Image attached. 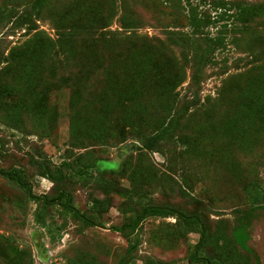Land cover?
I'll return each instance as SVG.
<instances>
[{
	"label": "rangeland",
	"instance_id": "1",
	"mask_svg": "<svg viewBox=\"0 0 264 264\" xmlns=\"http://www.w3.org/2000/svg\"><path fill=\"white\" fill-rule=\"evenodd\" d=\"M220 1L260 11L220 20ZM190 2L0 0V168L88 216L107 200L86 226L0 174V264H264V0ZM147 204L201 223L116 228Z\"/></svg>",
	"mask_w": 264,
	"mask_h": 264
},
{
	"label": "trees",
	"instance_id": "2",
	"mask_svg": "<svg viewBox=\"0 0 264 264\" xmlns=\"http://www.w3.org/2000/svg\"><path fill=\"white\" fill-rule=\"evenodd\" d=\"M36 1V5L37 7H44L45 3L47 2V0H35ZM185 2L192 6L190 0H185ZM193 7V6H192ZM216 7L221 8L222 12L220 13L219 18L220 20H224L223 18L227 17H232L234 19H236L238 22L240 23H245L249 18H253L256 17L259 14L260 8L258 6L255 5H250V4H242V3H238V4H234V5H229L227 2L224 1H220L216 3ZM231 8H234V12L231 13L229 12L231 10ZM91 12L94 15V18L96 17V19H103L102 14H101V9L100 8H94L91 9ZM129 22H127L125 24L126 27L131 26L132 22L131 20H128ZM210 19H205V17H199L197 14H192L189 17H187V24L189 26H191L192 30L194 32H197L198 29L202 26H205L207 24H209ZM88 29V27H84V28H80V32H84ZM40 34V33H39ZM38 36V35H36ZM213 43L210 42L209 44H207L204 48H201V57L204 58L207 55H209L211 52H213L214 47L212 45ZM205 60V59H204ZM168 126L163 125L161 127V129H158L152 136H151V140L150 141V146L151 145H155L156 142H158L160 139L165 138L166 133L168 132ZM99 171V170H98ZM82 172V171H81ZM0 174L4 177H7L8 179H10L11 181L15 182L16 184H18L21 188H24L27 195L33 199L36 200H41L43 205H53L55 204L57 201L59 203H57L63 210H65L66 212H70L73 214L74 217H77L78 219H80L82 221L83 224H85L86 226H100L101 222H100V215L101 213L104 211V209L106 208V204H107V200L106 199H99L97 197H92L90 200V210H91V215L88 216L85 213H81L78 209H76L75 207H73V205L71 204L70 201L68 200H63L62 196L64 197V193L61 192V194L58 196H55L53 198H47L46 196H35L32 194L31 191V185L26 182V180L23 179V176L21 174V172H19L17 169H12V170H4L0 168ZM40 175L42 177H45L47 179H49L52 182H59L64 178V174L62 173L61 169H59L58 171H56V173H54L50 168L45 167L41 172ZM121 193V192H120ZM176 216L178 218V220L180 221H184L185 223L189 224L192 228H194V226H199L200 225V218L196 215H192V214H185L182 213L180 211L174 210L172 209L170 206H165V205H160V204H147L144 205L142 207V209L140 210V212L138 214H136V216L133 217L132 220L127 221V222H123L122 225L120 226H116L117 229L119 230H129V231H133L135 228H137L142 220L148 216ZM241 228V227H240ZM198 246H200V248L202 247V243L198 244ZM132 251L136 248V244H134L132 246ZM131 251V252H132ZM194 260H200V257L198 255L197 252L194 253L193 257ZM206 260V264H222V261L218 258H212V259H205ZM118 264H132L130 259H125V258H121L118 262ZM145 264H156L155 261H148V263Z\"/></svg>",
	"mask_w": 264,
	"mask_h": 264
},
{
	"label": "bare ground",
	"instance_id": "3",
	"mask_svg": "<svg viewBox=\"0 0 264 264\" xmlns=\"http://www.w3.org/2000/svg\"><path fill=\"white\" fill-rule=\"evenodd\" d=\"M117 161H118V160H117ZM117 161H116V162H117Z\"/></svg>",
	"mask_w": 264,
	"mask_h": 264
}]
</instances>
